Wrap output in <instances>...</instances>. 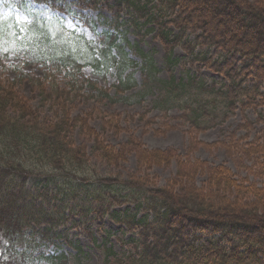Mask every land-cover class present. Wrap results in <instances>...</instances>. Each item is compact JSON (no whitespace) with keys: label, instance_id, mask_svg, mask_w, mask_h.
<instances>
[{"label":"trees","instance_id":"1","mask_svg":"<svg viewBox=\"0 0 264 264\" xmlns=\"http://www.w3.org/2000/svg\"><path fill=\"white\" fill-rule=\"evenodd\" d=\"M2 1L26 20L18 22L13 12L0 15V60L21 54L47 68L48 75L51 70L64 72L67 89L53 88L52 77H45L51 84L48 91L42 81L31 80L45 97L40 107L47 103L50 110L56 108L49 118L40 115L41 108H33L18 97L12 82H0V264H82L79 247L73 246L74 254L58 249L48 253L49 246L61 238L52 232L67 222L75 227L105 215L131 235L123 241L126 249L119 252L112 246L106 248L103 242V264H264V189L229 179L222 166L180 160L172 150H147L131 138L113 148L88 127L87 119L71 116L66 105L82 97L79 93L85 86L89 87L87 99L105 98L116 103L137 98L141 103L148 97L151 110L158 111L161 119H167L168 112H179L176 118L187 126L186 134L194 136L190 139L193 147L205 146L195 141L196 135L222 126L239 110L241 123L236 130H245L239 143L246 141L254 124H264L260 112L253 122L246 114L251 108L264 111V0H155L154 4L153 0H115L116 17L96 33V53L61 22L45 21L31 6L44 5L75 17L95 32L93 21L74 9L73 2ZM82 1L86 2H78ZM195 8L201 16L185 13ZM122 10L136 33L151 26L145 33L153 32L162 45L168 69V78L160 79L151 55L132 45L142 58L139 68L144 76L136 91L132 72L124 73L137 63L127 58L118 41L117 31L124 23L119 22ZM176 49L184 57H177ZM178 63L196 64V71L203 67L221 79L207 80L194 71L176 78L172 67ZM84 66L103 71L116 68L113 95L96 87V82L76 77ZM126 92L130 95H124ZM143 117L144 113L140 120ZM111 124L103 123L102 130ZM262 130L264 137V126ZM76 131L92 138L89 153L107 169L133 154L134 171L125 178L97 174L89 164L86 148L74 145ZM259 141L256 136L243 145L248 144L249 149L239 147V151L244 156L264 157V144ZM232 145L231 149H237V141ZM171 161L177 165V190L174 179L160 186L156 177L148 175L154 165L165 167ZM261 172L264 174V168ZM203 174L218 189L226 190V195L197 189L194 179ZM234 189L242 190V197L249 194L251 200L240 207L234 201L229 203L228 194ZM114 202L119 206L132 204L134 212H110L106 206H114ZM91 214L92 219L88 218ZM71 217H78V222ZM107 236L111 237L109 231Z\"/></svg>","mask_w":264,"mask_h":264},{"label":"rangeland","instance_id":"2","mask_svg":"<svg viewBox=\"0 0 264 264\" xmlns=\"http://www.w3.org/2000/svg\"><path fill=\"white\" fill-rule=\"evenodd\" d=\"M66 1L73 2L74 9L93 21L95 32L92 31L86 23L75 17L51 11L40 5H35V7L32 5V7L45 21L53 19L57 22H61L65 30L72 32L81 44L84 42L83 45L93 47V51L96 53L99 41L96 33H99L102 29H106L108 26L107 24L116 17V9L114 8L115 0H85L86 2L82 1L81 3L78 2L79 0ZM155 2L156 1L153 0L151 4ZM151 4L148 5V7H150ZM124 12L125 11L122 10L119 15V22L124 23L119 26L117 31L118 41L121 42V46L127 58L137 63V65L128 68L124 73L125 75L126 73L132 72V77H134L137 84L136 89H134V91H136L139 86H142L144 76L139 68L142 58L134 53L131 48L132 45L135 44L144 54L151 55L153 64L159 71L158 77L160 79L168 78V69L163 62L164 50L162 45L155 38L153 32L145 33V30L151 26L147 25L141 27L136 33V29L127 20L128 16ZM8 13L9 9L4 5L3 1L0 0V15L5 16ZM15 18L20 23L25 22V17L21 13L16 12ZM142 21L143 20H140L139 23H142ZM220 24L221 23L218 22V25ZM223 26H225L224 23ZM175 55L177 57H184V53L179 49L175 50ZM172 69V73L176 78L183 77L187 71H194L207 80L210 78L221 79V77L211 73L203 67H200V69L196 71V64L194 66H189L187 64L178 63L174 65ZM115 70L116 68H109L107 71H103L101 68L84 66L76 77L80 80L87 79L91 82H96V87L107 90L108 95H113L114 89L112 84L116 82L117 74ZM49 74L50 75H48L47 68H44L40 63L29 62L21 56V54H10L6 59L0 60L1 84L12 82V88L18 97L25 101V103H29L33 108L40 109L41 98L45 97L35 88L31 80L33 81L36 79L39 82L42 81L43 86L48 91L51 84L50 80H45V77H52L54 81L53 88L56 90L67 89V81L64 79V72L59 73L51 70ZM22 75L28 78H22ZM88 89L89 87L85 86L79 93L83 96L70 101L71 103L67 102L66 105L70 108L71 116L87 119L88 127L98 133L100 139L109 146L117 149L119 146L123 145L128 138H131L136 140L147 150H172L180 156V160H200L210 166H222L228 171L227 176H229V179L237 181L238 183H246V186L252 185L254 188L264 189V174L261 172L262 168H264V164L261 161L264 160L263 155L261 154L258 158L244 156L242 152L239 151V147H241L242 150L249 149L248 144H246V146L243 145L253 141L256 136L260 137L259 143L264 144V137H261L264 124H254L253 130L248 133L247 140L239 143V141H242L239 138L245 135V130H236L238 124L241 123V115L239 110H237L234 116L230 117L222 126L212 128L196 135L195 141L205 146L198 145L193 147L190 143V139L194 136L190 137L186 134L188 129L187 126L176 118L179 112H168V118L161 119V114L158 111L151 110L150 98L148 97L141 103L137 102V98H132L127 102L110 103L105 98L87 99L89 96L87 93ZM124 95L128 96L130 92H126ZM50 109V104L46 103L44 108L40 109L39 113L40 115L53 118L51 111H54L56 108L52 107V110ZM259 112L264 116V111L261 108H258L256 112L253 108L248 109L246 114L249 120L253 122ZM143 113L144 117L140 120V115ZM103 123L112 124L108 129L102 130ZM233 133H235L233 142L237 141V149H231L233 146L231 135ZM73 142L75 146H84L86 148V153L90 157L89 164L99 175H110L111 177L119 175L121 178H125L126 174L132 173L136 167L135 158L133 154H130L126 156L125 161L120 162L118 166L107 169L100 164L96 158L90 155L89 149L92 146L91 137L81 135L76 131L73 133ZM209 144H214V146L208 147ZM229 149H231V151ZM176 172L177 165L174 161H171V163L165 167H157L154 165L148 171V175L150 177H156V181L160 186L166 185L169 180L174 179V187L175 190H177L178 186L175 183L177 181L175 178ZM32 184V181L27 183V187L31 188ZM194 185L197 189L201 188L203 191L210 193L215 191L225 193V195L227 193L226 190L222 188L218 189L216 185H213L212 181L208 180L204 174L202 176H196ZM179 186H182V184ZM242 192V190L238 189H234V192H229L227 198L229 203L234 201L237 207L247 204V202L251 200V196L246 194L242 197L240 194ZM210 197L212 196H209V198ZM240 198H242V200H240ZM232 204L233 202L230 205ZM107 208L110 212L114 211L120 214L124 213L126 209H128L130 214L134 212L132 204L119 206L114 202V206L108 207L107 205L106 209ZM71 218L74 223L78 222V217ZM88 218L92 219V214L89 215ZM119 229H123V232L119 231ZM107 231L111 233V237L109 238L107 236ZM52 233H59L61 238L56 240L53 245L49 246L47 250L48 253H52L58 249L68 254H74L75 249L73 246L79 247L83 257L82 264H103V242L106 244V248L112 246V250L119 252L120 250L126 249L123 241L131 235V232H129L127 228L117 224L114 219L106 215L90 220L87 224L84 223L75 227L71 225V222H67L65 225L56 228ZM70 242L71 246L69 244Z\"/></svg>","mask_w":264,"mask_h":264},{"label":"bare ground","instance_id":"3","mask_svg":"<svg viewBox=\"0 0 264 264\" xmlns=\"http://www.w3.org/2000/svg\"><path fill=\"white\" fill-rule=\"evenodd\" d=\"M190 12V14L192 15V16H201V12L199 11V9L198 8H195V9H193L192 11H186L185 13H189Z\"/></svg>","mask_w":264,"mask_h":264}]
</instances>
